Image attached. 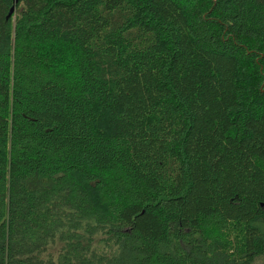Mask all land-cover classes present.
<instances>
[{
    "label": "trees",
    "instance_id": "trees-1",
    "mask_svg": "<svg viewBox=\"0 0 264 264\" xmlns=\"http://www.w3.org/2000/svg\"><path fill=\"white\" fill-rule=\"evenodd\" d=\"M0 264H264V0H0Z\"/></svg>",
    "mask_w": 264,
    "mask_h": 264
},
{
    "label": "water",
    "instance_id": "water-1",
    "mask_svg": "<svg viewBox=\"0 0 264 264\" xmlns=\"http://www.w3.org/2000/svg\"><path fill=\"white\" fill-rule=\"evenodd\" d=\"M12 12V9L9 11V14Z\"/></svg>",
    "mask_w": 264,
    "mask_h": 264
}]
</instances>
